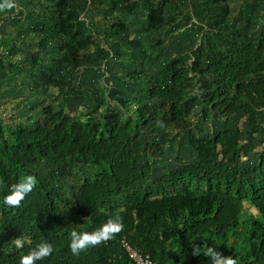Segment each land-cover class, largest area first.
Instances as JSON below:
<instances>
[{
    "label": "trees",
    "instance_id": "16d2710c",
    "mask_svg": "<svg viewBox=\"0 0 264 264\" xmlns=\"http://www.w3.org/2000/svg\"><path fill=\"white\" fill-rule=\"evenodd\" d=\"M56 1L61 16L68 4ZM157 24L159 13L151 7L148 28ZM8 40H0V65L9 59ZM45 44L39 41L42 51ZM167 70L171 85L154 81L139 98L161 103L160 112L124 106L122 113L81 109L74 117L46 109L34 127L15 120L0 125V264H19L43 241L53 252L37 264H132L123 239L155 264H212L193 255L194 246L202 253L214 248L237 264H264V128L256 156L240 154L245 123L264 125V39L206 55L203 63L177 59ZM189 83L204 87L202 105L237 120L235 129L211 139L189 137L198 164L155 178L153 162L145 161L154 159L150 142L168 128L192 126L185 112ZM26 174L36 177L32 191L19 206L5 204L11 185ZM116 216L124 227L112 239L70 251L71 231H93ZM18 237L25 241L21 249L13 243Z\"/></svg>",
    "mask_w": 264,
    "mask_h": 264
},
{
    "label": "rangeland",
    "instance_id": "374dc122",
    "mask_svg": "<svg viewBox=\"0 0 264 264\" xmlns=\"http://www.w3.org/2000/svg\"><path fill=\"white\" fill-rule=\"evenodd\" d=\"M13 2L14 10L0 9V40L9 39L10 48L9 59L0 65V125L15 120L34 127L46 109L74 117L81 109L122 113L124 106L160 112L161 103L139 98L154 81L171 85L167 66L172 61L203 63L206 55L264 39V0H66L61 16L56 0ZM151 7L160 24L148 28ZM42 39L45 51L38 45ZM192 83L185 85L191 128H168L150 142L154 159L145 161L153 162L155 178L198 164L188 148L189 137L211 139L235 129L237 120L202 105L204 87L198 91ZM263 128L245 123L241 156H256ZM79 177L66 180L67 186Z\"/></svg>",
    "mask_w": 264,
    "mask_h": 264
},
{
    "label": "clouds",
    "instance_id": "9594fccd",
    "mask_svg": "<svg viewBox=\"0 0 264 264\" xmlns=\"http://www.w3.org/2000/svg\"><path fill=\"white\" fill-rule=\"evenodd\" d=\"M15 7L13 0H0V9H12ZM36 177L26 174L17 183L11 185L8 194L4 198V203L9 206H19L25 196L32 191L36 184ZM123 223L119 216L109 218L104 224L93 231H76L70 233V251L76 255L81 251L100 245L113 238V236L123 230ZM15 248L24 247V239L18 237L13 241ZM53 252V246L47 241L40 242L28 250L19 260V264H37L43 261ZM193 255H205L210 258L212 264H237V260L232 256H223L216 249L209 247L206 253H202L199 246L192 249Z\"/></svg>",
    "mask_w": 264,
    "mask_h": 264
},
{
    "label": "built area",
    "instance_id": "2783aa9c",
    "mask_svg": "<svg viewBox=\"0 0 264 264\" xmlns=\"http://www.w3.org/2000/svg\"><path fill=\"white\" fill-rule=\"evenodd\" d=\"M128 259L132 264H155L149 255L134 250L124 239L121 242Z\"/></svg>",
    "mask_w": 264,
    "mask_h": 264
}]
</instances>
